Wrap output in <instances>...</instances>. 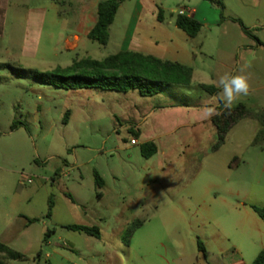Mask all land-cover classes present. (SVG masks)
<instances>
[{
  "label": "rangeland",
  "instance_id": "1",
  "mask_svg": "<svg viewBox=\"0 0 264 264\" xmlns=\"http://www.w3.org/2000/svg\"><path fill=\"white\" fill-rule=\"evenodd\" d=\"M11 1L19 9L8 8L0 20V241L25 257L7 264H251L264 251V220L250 206L264 205V137L257 138L264 115V0H201L194 77L189 86L167 85L153 96L62 89L31 76L118 52L133 1H124L107 44L88 38L75 51L63 48L61 20H72L79 0ZM178 3L159 0L166 20ZM33 8L46 12L36 50L35 30L22 17ZM213 71L220 80L245 76L248 94L229 104L222 87L216 95L202 91L199 79ZM171 99L208 106L184 126L175 111L150 114ZM221 100L247 110L222 140L205 119ZM142 111L147 122L136 143L128 127L138 125L133 120ZM158 133V151L144 157L142 140ZM74 223L97 225L100 236L66 227Z\"/></svg>",
  "mask_w": 264,
  "mask_h": 264
},
{
  "label": "trees",
  "instance_id": "2",
  "mask_svg": "<svg viewBox=\"0 0 264 264\" xmlns=\"http://www.w3.org/2000/svg\"><path fill=\"white\" fill-rule=\"evenodd\" d=\"M221 5L218 0H209ZM123 0H100L97 5L98 18L95 25L87 34L89 39L105 45L109 40V28L112 24L118 8ZM158 19L164 18L163 10L158 7ZM238 20V19H237ZM175 24L184 30L189 36L194 37L199 32L202 24L196 18L184 13L175 14ZM242 24V23H241ZM246 33L251 30L242 25ZM33 79L62 89L98 88L102 90H114L128 92L137 90L141 96H153L159 93L167 85L188 86L192 81L193 70L183 63L161 59L151 54L133 50H120L109 54L103 59H95L90 56L74 59L67 66H56L47 70H33ZM198 87L211 95H216L221 87L209 83H198ZM217 113L212 117L213 124L217 127L220 140L223 139L226 130L236 119L247 114L244 104L239 103L235 107L227 105L224 101L216 106ZM69 111L65 113L64 121L67 122ZM263 127L258 132L257 138L264 137V115H262ZM134 135H137L134 132ZM141 154L149 158L157 151V145L153 141H145L140 145ZM95 183L101 187L103 178L94 171ZM97 196H101L98 191ZM52 204H50L51 208ZM253 211L264 220V205H250ZM50 214V212H49ZM37 218L28 219V222ZM68 229L82 231L95 237L100 236L97 225L67 224ZM199 249L202 243L198 240ZM41 251L37 256L40 257ZM25 255L0 241V264H7L5 259H20ZM43 264H52L45 261ZM251 264H264V251H260Z\"/></svg>",
  "mask_w": 264,
  "mask_h": 264
},
{
  "label": "crops",
  "instance_id": "3",
  "mask_svg": "<svg viewBox=\"0 0 264 264\" xmlns=\"http://www.w3.org/2000/svg\"><path fill=\"white\" fill-rule=\"evenodd\" d=\"M55 4L63 2L66 5H70V0H52ZM79 6L74 13L72 20L68 17H63L61 20V30L65 32L63 39V48L67 51H75L80 49L86 39H88L87 34L90 29L95 25L98 14H97V5L100 0H79ZM124 1L121 3L118 8L114 20L109 28V39L112 36V27L115 24L119 10L123 7ZM132 8L129 13L128 21L125 25V31L120 41V50H133L142 52L144 54H151L161 59H167L172 61H177L188 65L193 70V76L195 74L194 61L197 59L195 54V36H189L184 30L179 28L175 24V15H170V19L166 20L165 16L162 20L158 19V7L159 0H131ZM177 13H184L186 15L192 16L199 20L202 18L200 14V8H203V2L201 0H179ZM19 4L12 2L11 0H0V20L4 19L7 14L8 8H13L14 10L19 9ZM205 8V7H204ZM176 11V9H174ZM44 8H33L29 13H26L24 18H26L27 23L34 28V35L32 37V42L35 44V50L39 45V37L41 34L42 26L44 24L45 18ZM212 16L215 17V13L211 12ZM58 14L62 13L58 11ZM15 18H18V15L14 14ZM20 16V18H22ZM32 17L34 20H29ZM70 19V20H69ZM166 22L170 25L167 26ZM239 60V59H238ZM222 67L228 69L229 64L223 62ZM198 83H209L215 86H220V79L213 71L209 75L201 77ZM190 85V84H189ZM188 85V86H189ZM161 92V91H160ZM159 92V93H160ZM157 93V94H159ZM155 94V95H157ZM204 106L199 103H194L186 100L171 99L166 101L163 104H159L153 109L151 113H155L156 110L169 109L175 111L183 120L178 123V126H184L190 123L192 118H195L197 112L203 111ZM215 113H217L216 106L214 108ZM147 113L140 112L138 117L133 120V122L139 121L138 125L130 128L128 127L130 133L132 134L131 141H136L138 136L141 135L142 128L147 122ZM214 116V115H213ZM206 116L205 119L212 122V117ZM128 122L129 120H125ZM213 123V122H212ZM137 135H134V133ZM172 131V130H171ZM163 133H158L154 135H148L146 139L142 140V143L145 141H153L157 145V151L159 149V143L157 140L162 137ZM156 151V152H157Z\"/></svg>",
  "mask_w": 264,
  "mask_h": 264
},
{
  "label": "clouds",
  "instance_id": "4",
  "mask_svg": "<svg viewBox=\"0 0 264 264\" xmlns=\"http://www.w3.org/2000/svg\"><path fill=\"white\" fill-rule=\"evenodd\" d=\"M220 86L223 88L224 95L227 102L230 104L237 95H247L249 91V84L247 78L243 75H228L220 80ZM215 110H209L207 115L209 117L215 115Z\"/></svg>",
  "mask_w": 264,
  "mask_h": 264
},
{
  "label": "built area",
  "instance_id": "5",
  "mask_svg": "<svg viewBox=\"0 0 264 264\" xmlns=\"http://www.w3.org/2000/svg\"><path fill=\"white\" fill-rule=\"evenodd\" d=\"M132 141H133V140H132ZM27 181H28V182H31V181H32V178H28Z\"/></svg>",
  "mask_w": 264,
  "mask_h": 264
}]
</instances>
